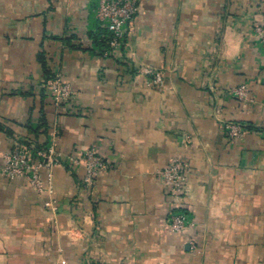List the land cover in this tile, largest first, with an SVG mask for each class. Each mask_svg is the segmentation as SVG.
I'll return each mask as SVG.
<instances>
[{"label": "crops", "instance_id": "crops-1", "mask_svg": "<svg viewBox=\"0 0 264 264\" xmlns=\"http://www.w3.org/2000/svg\"><path fill=\"white\" fill-rule=\"evenodd\" d=\"M95 1L0 0V264H264V0H140L114 49ZM56 73L75 92L59 107ZM53 140L51 191L2 171L15 143ZM89 147L108 167L87 190L70 160ZM174 156L192 170L180 196L158 175Z\"/></svg>", "mask_w": 264, "mask_h": 264}, {"label": "built area", "instance_id": "built-area-1", "mask_svg": "<svg viewBox=\"0 0 264 264\" xmlns=\"http://www.w3.org/2000/svg\"><path fill=\"white\" fill-rule=\"evenodd\" d=\"M140 0H96L94 9L101 27L105 28L108 34L109 48L120 47L126 35L128 25L135 19L139 12ZM256 41L264 50V22L255 27ZM109 50H105L107 55ZM143 73L151 75L150 82L157 86L164 85V73L160 69L142 67ZM51 99L59 107L64 103H71L75 99L73 88L64 81L61 73H56L46 83ZM234 95L241 100L247 99L249 88L241 85L233 89ZM227 134L234 138L242 136L248 128L240 123H227L225 125ZM57 130H55L56 134ZM264 133V131H263ZM60 152L57 149L55 140L42 146L28 144L20 141L15 143L12 151L6 155L2 171L11 178H26L38 192L50 190L46 187L42 178V171L51 172L60 163ZM74 165H83L85 175L83 187L90 190L95 178L105 170L108 165L96 147L85 149L77 157L71 158ZM158 175L165 187L174 196L182 195L192 176V170L188 163L181 157L170 158L167 166L158 171ZM167 223L173 232L181 235H188L195 225L190 213L184 209H173L167 216ZM189 244L195 247V241L190 237ZM63 264H67L65 260Z\"/></svg>", "mask_w": 264, "mask_h": 264}, {"label": "trees", "instance_id": "trees-1", "mask_svg": "<svg viewBox=\"0 0 264 264\" xmlns=\"http://www.w3.org/2000/svg\"><path fill=\"white\" fill-rule=\"evenodd\" d=\"M102 40H103V44H104V46H105L106 48H108V47H109V45H108V40H109V38H108V34H107V33L105 34V37H104Z\"/></svg>", "mask_w": 264, "mask_h": 264}]
</instances>
